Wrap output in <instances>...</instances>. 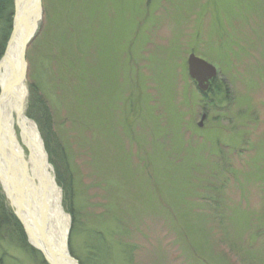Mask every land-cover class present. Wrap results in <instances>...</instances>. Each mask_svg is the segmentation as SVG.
Returning a JSON list of instances; mask_svg holds the SVG:
<instances>
[{"label": "rangeland", "instance_id": "1", "mask_svg": "<svg viewBox=\"0 0 264 264\" xmlns=\"http://www.w3.org/2000/svg\"><path fill=\"white\" fill-rule=\"evenodd\" d=\"M41 10L23 107L71 211L78 264H264V0ZM191 52L216 67L219 96L188 76ZM2 187L0 264H50L1 215L13 214Z\"/></svg>", "mask_w": 264, "mask_h": 264}, {"label": "bare ground", "instance_id": "2", "mask_svg": "<svg viewBox=\"0 0 264 264\" xmlns=\"http://www.w3.org/2000/svg\"><path fill=\"white\" fill-rule=\"evenodd\" d=\"M14 1L15 22L22 27L16 30L11 41V53L20 50L23 44L20 43L21 39L23 41L36 33L40 20L37 19L30 26L23 21L20 23L22 7L25 2L24 9L29 7L31 0ZM4 73L5 69L1 66L0 84L6 95L0 103V174L9 189L23 194L24 215H21L32 228L33 238L47 260L51 264H71L70 258L62 260L68 252L67 240L71 224L62 206V193L47 159L43 139L35 122L24 111L25 80H18V85L11 87L12 80Z\"/></svg>", "mask_w": 264, "mask_h": 264}, {"label": "water", "instance_id": "3", "mask_svg": "<svg viewBox=\"0 0 264 264\" xmlns=\"http://www.w3.org/2000/svg\"><path fill=\"white\" fill-rule=\"evenodd\" d=\"M41 2L42 0H31V3L29 7L27 6L26 9H24V6L26 5V2L24 3L22 7V17L19 20L20 23L22 21L24 24L30 26V24H34L37 19L41 18L42 15V10H41ZM25 13H24V11ZM16 13V12H15ZM24 13V14H23ZM16 14L13 19V29L11 31V35L7 41V45L5 48V51L3 53L2 58L0 59V65L4 67L5 69V75H8L10 79L12 80V84L10 85L11 87L17 86L18 82L21 80L23 82L26 78V69H27V64L25 60V50L27 48L28 42L31 40L32 34L30 37L28 36L27 39L24 38L23 41L22 39L20 40V43H23L20 50L14 53L10 52V45L13 37L15 36V32L17 29H21L22 25H18L17 22H15ZM36 27V26H35ZM35 29V28H34ZM25 31V30H23ZM21 36H24L22 34ZM23 38V37H22ZM0 66V68H1ZM187 68H188V76L193 79V81L196 84V88L199 89L201 92H206L208 91V87L210 85V81L216 78L217 75V69L214 65H212L210 62L208 63L206 60L201 58L200 56H196L194 53H190L188 55V60H187ZM19 80V81H18ZM6 95V91L3 90L2 85L0 84V103L4 99V96ZM204 117V116H203ZM201 126V124H200ZM2 173L0 174V183L2 184V188L4 192L7 195L8 202L10 206L13 209V214L16 215L20 225H22L23 231L25 235L27 236V241L30 245H32L34 248L40 250L43 254L44 252L42 251V248L40 245H38L35 242V239L33 238L34 236L32 228L26 223L25 217H23V194L21 193H16L14 189L8 188L3 177ZM60 189V188H59ZM22 214V215H21ZM68 215V222H70V215ZM71 224V222H70ZM69 233V231H68ZM53 250V248H52ZM67 254L63 255L62 260H65V258H70L71 259V264H78L77 260L69 253L66 251Z\"/></svg>", "mask_w": 264, "mask_h": 264}, {"label": "trees", "instance_id": "4", "mask_svg": "<svg viewBox=\"0 0 264 264\" xmlns=\"http://www.w3.org/2000/svg\"><path fill=\"white\" fill-rule=\"evenodd\" d=\"M14 3H15L14 0H0V58H2V56H3V53H4L5 48H6V45H7L6 43H7L8 39H9V37L11 35L10 32L12 30V25H13V22L12 21H13V17H14V13H15L14 12ZM217 80H218L217 79V76H216V78H214L213 80H211L210 86L208 87L209 88L208 91L203 92V94H204L203 95V98L209 100L210 99V96H212V95L213 96H217V95L219 96L221 94L220 93V87H217V84L215 85V83H217ZM229 95L230 94H229L228 90L223 89V91H222V97H224L225 99H227ZM211 99H212V97H211ZM41 103L43 104V106L39 107V111H40L39 117H40V120L38 119V121H39L40 128H42V133H43V138H44L45 129L48 126L51 125V117H50V113H49L48 107L44 105L43 101H41ZM208 107H210V106H208ZM28 115L31 116L30 114H28ZM57 179L61 183L63 190H66L67 191V194L69 196V194H70V192H69L70 191L69 190L70 189V181L69 180H66V179H65L66 181L63 180L64 178H62L60 175L57 176ZM64 209L67 212H70L71 213V211L69 210L68 207L66 208L64 206ZM6 212L7 211L3 210L1 212V215L2 216L5 215L3 217L6 218L9 221V223H11L12 225H16V228L18 229L17 230V233L19 235L20 234L23 235V239H22V241H20L21 245L22 246L28 245V243L26 241V235L24 234L23 228L20 225L18 219L16 218L15 215L10 214V213H6ZM30 248L33 249V251L37 252L31 246H30ZM42 256L45 259V256L44 255H42ZM45 262L47 263V259H45ZM79 264H82V263L80 262Z\"/></svg>", "mask_w": 264, "mask_h": 264}]
</instances>
